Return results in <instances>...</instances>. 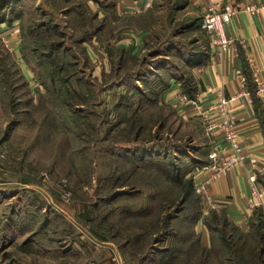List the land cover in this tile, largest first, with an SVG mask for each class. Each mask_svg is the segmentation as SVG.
<instances>
[{"label": "rangeland", "instance_id": "obj_1", "mask_svg": "<svg viewBox=\"0 0 264 264\" xmlns=\"http://www.w3.org/2000/svg\"><path fill=\"white\" fill-rule=\"evenodd\" d=\"M185 1L0 0V264H264L256 218L201 216L214 138L163 94L209 39Z\"/></svg>", "mask_w": 264, "mask_h": 264}, {"label": "crops", "instance_id": "obj_2", "mask_svg": "<svg viewBox=\"0 0 264 264\" xmlns=\"http://www.w3.org/2000/svg\"><path fill=\"white\" fill-rule=\"evenodd\" d=\"M121 1L119 9L128 12L137 8L136 1ZM216 1L239 9L226 28L232 45L220 57L214 54L209 39L205 45L200 41L199 50L185 63L189 72L171 68L172 77L163 94L168 100L173 93L187 94L189 90V96L198 99L200 105V109L191 108L189 112L207 116L216 125L227 120L234 125L245 162L219 181L208 184L200 195L204 211L201 216L221 212L229 223L245 231L254 225L259 213L264 221V0ZM209 3L210 0H186L181 9L188 10L186 15H191L188 18L193 25L202 22ZM251 4L257 5V12L244 9ZM2 40L19 59V36L15 32L4 34ZM221 95L230 101L226 113L219 109ZM214 133V140L223 143L220 130ZM251 158L256 159L255 164H251ZM252 183L258 195L252 192Z\"/></svg>", "mask_w": 264, "mask_h": 264}, {"label": "built area", "instance_id": "obj_3", "mask_svg": "<svg viewBox=\"0 0 264 264\" xmlns=\"http://www.w3.org/2000/svg\"><path fill=\"white\" fill-rule=\"evenodd\" d=\"M153 0L137 1V8H149ZM249 12H257V5H248L244 8ZM237 7L230 4H223L216 0H210L207 15L202 19L201 27L209 38L210 45L213 47L214 54L223 57L233 39L227 34V25L231 22L234 14L238 12ZM173 104L177 107H190L200 109L199 101L184 93H175ZM229 99L222 96L219 99V109L223 113L228 111ZM208 124L211 135H215L214 131L220 130L223 143L213 141L208 152V162L198 167L193 172V187L197 194H204L208 184L219 181L222 177L230 173L234 168L245 162V155L238 141V134L234 125L229 121H225L220 125L209 122V118L204 116ZM217 135V133H216ZM251 164L256 163L255 158L249 160ZM252 192L258 195L256 186L252 183Z\"/></svg>", "mask_w": 264, "mask_h": 264}, {"label": "trees", "instance_id": "obj_4", "mask_svg": "<svg viewBox=\"0 0 264 264\" xmlns=\"http://www.w3.org/2000/svg\"><path fill=\"white\" fill-rule=\"evenodd\" d=\"M190 57H192V55H189L186 59H187V61L189 60V61H191V59H190ZM165 83H166V85L168 86V83L165 81ZM167 88V87H166ZM186 93L187 94H189V95H191V93L189 92V91H186ZM208 153L206 154V159H205V161H203V162H201L200 164H199V166L198 167H200L201 165H203V164H205V163H207L208 162ZM198 167H196V169L198 168ZM195 169V170H196ZM194 176V175H193ZM26 182V181H25ZM258 217L256 218L257 219V221L259 222V226H261V227H264V221H263V219H262V217H261V214L259 213L258 215H257ZM209 228V227H208Z\"/></svg>", "mask_w": 264, "mask_h": 264}]
</instances>
